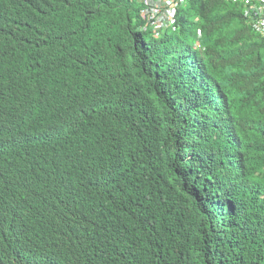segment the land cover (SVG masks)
I'll list each match as a JSON object with an SVG mask.
<instances>
[{"label": "trees", "instance_id": "1", "mask_svg": "<svg viewBox=\"0 0 264 264\" xmlns=\"http://www.w3.org/2000/svg\"><path fill=\"white\" fill-rule=\"evenodd\" d=\"M242 6L187 0L153 36L138 0H0V264H264Z\"/></svg>", "mask_w": 264, "mask_h": 264}, {"label": "built area", "instance_id": "2", "mask_svg": "<svg viewBox=\"0 0 264 264\" xmlns=\"http://www.w3.org/2000/svg\"><path fill=\"white\" fill-rule=\"evenodd\" d=\"M141 3V30L158 35L165 27L174 26L178 9L187 0H138ZM247 24L264 38V0H240ZM198 37L201 32L198 31Z\"/></svg>", "mask_w": 264, "mask_h": 264}, {"label": "rangeland", "instance_id": "3", "mask_svg": "<svg viewBox=\"0 0 264 264\" xmlns=\"http://www.w3.org/2000/svg\"><path fill=\"white\" fill-rule=\"evenodd\" d=\"M241 4H242V2H241ZM183 12H184V14H185V15L187 14V12H186V9H184V11H183ZM150 36H151L150 34H148V33L146 34V38H147V39H149V38H150Z\"/></svg>", "mask_w": 264, "mask_h": 264}]
</instances>
